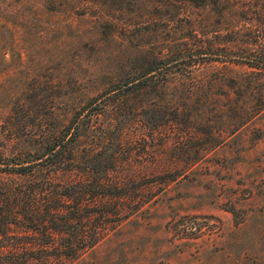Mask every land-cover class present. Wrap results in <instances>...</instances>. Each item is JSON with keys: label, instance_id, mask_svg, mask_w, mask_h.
Wrapping results in <instances>:
<instances>
[{"label": "trees", "instance_id": "obj_1", "mask_svg": "<svg viewBox=\"0 0 264 264\" xmlns=\"http://www.w3.org/2000/svg\"><path fill=\"white\" fill-rule=\"evenodd\" d=\"M23 1L60 11L57 0ZM76 1L58 4L74 8ZM158 1L168 7L173 0ZM178 1L187 11L230 0ZM99 18L103 29L114 24L106 15ZM184 46L174 55L136 58L132 71L103 73L108 81L92 94H54L43 80L1 103L0 264H73L147 210L183 168L194 167L260 115L264 53ZM215 63L225 71L199 75ZM238 66L248 70L238 72ZM178 86L186 87L169 92ZM156 135L160 148L145 157L134 154L135 138Z\"/></svg>", "mask_w": 264, "mask_h": 264}, {"label": "rangeland", "instance_id": "obj_2", "mask_svg": "<svg viewBox=\"0 0 264 264\" xmlns=\"http://www.w3.org/2000/svg\"><path fill=\"white\" fill-rule=\"evenodd\" d=\"M60 1L54 12L36 1L0 0V105L10 94L17 97L20 87L45 80L54 94H92L108 81L103 73L132 71L136 58L174 55L185 44L231 55L264 53V0L187 11L178 0L168 7H158V0H77L74 8ZM103 15L114 24L101 28ZM193 22L201 26L195 29ZM215 64L199 75L225 71ZM160 142L159 135L135 138L133 152L145 157ZM182 170L147 210L73 264H264V110Z\"/></svg>", "mask_w": 264, "mask_h": 264}]
</instances>
